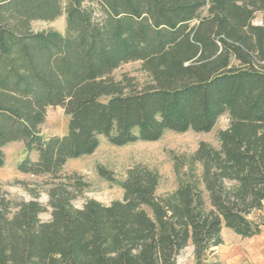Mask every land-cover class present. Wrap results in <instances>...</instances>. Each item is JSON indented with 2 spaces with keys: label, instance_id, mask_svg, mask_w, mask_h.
I'll return each mask as SVG.
<instances>
[{
  "label": "trees",
  "instance_id": "trees-1",
  "mask_svg": "<svg viewBox=\"0 0 264 264\" xmlns=\"http://www.w3.org/2000/svg\"><path fill=\"white\" fill-rule=\"evenodd\" d=\"M257 11L264 19V0H0V167L4 146L21 141L26 156L17 170L49 178L51 208L41 221L47 207L37 193L14 204L0 194V264H178L188 243L203 264L222 243V227L259 233L248 218L264 205ZM62 15L63 32L31 27ZM129 61L141 62L151 86L125 92L114 80ZM49 106L68 116L65 134L41 135ZM224 113L219 147L200 142L193 153L200 177L157 198L158 174L135 166L118 182L121 200L72 205L85 183L61 170L92 153L100 136L117 146L165 130L207 132Z\"/></svg>",
  "mask_w": 264,
  "mask_h": 264
},
{
  "label": "rangeland",
  "instance_id": "rangeland-1",
  "mask_svg": "<svg viewBox=\"0 0 264 264\" xmlns=\"http://www.w3.org/2000/svg\"><path fill=\"white\" fill-rule=\"evenodd\" d=\"M253 23L262 25V13L257 11L253 17ZM64 15L53 21H34L31 27L35 31L42 29H56L63 32ZM114 80H122L126 85L124 89L128 92L130 89L140 90L153 83L150 76L141 67L140 61H129L122 63L115 68L112 73ZM68 116L65 115L60 106H49L45 111V120L40 125L39 131L44 137L63 135L66 133ZM229 116L227 113L222 114L214 127L207 132L187 130L183 132H174L165 130L161 137L154 141H133L124 145L111 144L103 135L99 137L98 147L88 155H82L69 159L61 170L62 175L75 174V178L82 180L85 186L81 189L74 199L72 205L82 207L89 199H93L100 204L108 205L112 201H119L123 197V189L118 182L126 178L127 172L135 166H142L158 174V183L155 190L157 198L174 192L181 182L186 181L191 175L196 178L202 173V165L194 159L193 153L198 148L200 142H208L214 147H219L218 133L229 125ZM4 165L0 167V194L5 196L12 204L19 201H29L33 193L38 194V201L46 210L40 213L41 221L50 218L51 208L47 206V189L49 185L48 177L34 176L23 174L17 170L18 161L26 156L25 148L21 141H13L3 148ZM30 158L35 159L37 154L30 153ZM104 167L109 171L114 180H108L98 174V168ZM74 177L69 182H73ZM201 188L203 186L200 184ZM205 201L208 204L206 193L204 192ZM13 207V206H12ZM15 211V207L12 208ZM251 221H257L260 226L264 225V205L261 209H255L248 217ZM223 241L225 257L221 258L219 254L212 253L203 264H234L232 260V250L236 240L244 242L245 238H239L232 235H225ZM247 246L259 250L257 242H251L244 247V252L240 253L237 264H256ZM178 264H195L188 244L177 256Z\"/></svg>",
  "mask_w": 264,
  "mask_h": 264
},
{
  "label": "crops",
  "instance_id": "crops-1",
  "mask_svg": "<svg viewBox=\"0 0 264 264\" xmlns=\"http://www.w3.org/2000/svg\"><path fill=\"white\" fill-rule=\"evenodd\" d=\"M259 229H260L259 233L255 234L252 237H242V236L237 235L230 228H228L226 226L222 227L221 228V230H222L221 231L222 243L219 246L214 248V252L213 253L219 254V256L221 258L225 257L224 252L226 250V247L224 248V245H223V241L225 239L224 237H225V235H232V233H233V234H235V236H237L239 238L241 237V238L247 239V241H244V242H241V241H238V240H236L234 242V248L232 250V260L234 261L233 263L237 264L235 262H239L240 261V259H239L240 253L244 252V247H246V245L248 243L257 242L258 245H259L258 247H260V250H262V254H259L260 253L259 250L256 249V248L254 249L251 246H247V249L249 250L250 253L254 254L253 259H254L256 264H264V225L259 226ZM188 244L191 246L190 243H188ZM191 251H192V255H193V246H191Z\"/></svg>",
  "mask_w": 264,
  "mask_h": 264
}]
</instances>
